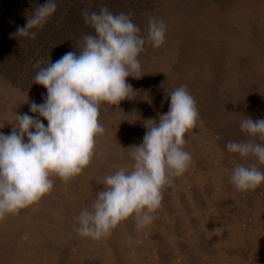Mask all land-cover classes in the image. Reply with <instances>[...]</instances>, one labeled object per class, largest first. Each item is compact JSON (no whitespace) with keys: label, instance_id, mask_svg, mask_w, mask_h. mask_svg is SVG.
I'll return each mask as SVG.
<instances>
[{"label":"rangeland","instance_id":"obj_1","mask_svg":"<svg viewBox=\"0 0 264 264\" xmlns=\"http://www.w3.org/2000/svg\"><path fill=\"white\" fill-rule=\"evenodd\" d=\"M45 2L0 0L5 135L16 114L27 113L47 127L46 119L30 111L31 102L41 104L47 95L33 83V66L78 54L81 38L94 34L83 9L98 11L103 4L114 14L131 13L142 36L148 17H156L166 24V37L160 48L146 43L139 54L141 77L126 78L130 98L118 106L101 103L98 121L106 131L82 173L67 183L53 176L49 194L0 220V264H264V183L237 191L229 182L231 169L256 161L226 149L228 141L249 139L239 127L242 116L264 119V0H56L54 14L32 29L35 39L16 37L17 27ZM181 85L199 112L196 128L185 134L192 162L174 188L164 189L158 218L140 233L129 218L99 240L78 235L73 227L80 211L91 208L106 175L130 167L128 148L142 144L158 113L169 110L167 92Z\"/></svg>","mask_w":264,"mask_h":264},{"label":"clouds","instance_id":"obj_2","mask_svg":"<svg viewBox=\"0 0 264 264\" xmlns=\"http://www.w3.org/2000/svg\"><path fill=\"white\" fill-rule=\"evenodd\" d=\"M56 0H46L27 16L26 25L17 27L16 37L35 39L34 28H41L56 11ZM93 33L81 38L80 50L67 52L54 63L38 60L33 83L47 89L44 102H31L30 111L47 120L16 114L10 134L0 133V220L18 215L54 186L53 176L67 183L82 173L95 156L97 137L105 133L99 123L101 103L118 106L133 93L126 78H140L138 59L146 43L160 48L166 37V24L148 17L146 36L132 20L131 13H112L101 4L98 11L82 10ZM41 65H45L41 67ZM169 110L159 114V122L147 127L142 144L128 148L130 167L119 166L106 175L103 188L96 192L91 208H83L73 227L81 237L99 240L111 235L121 222L133 218L140 233L158 218L163 191L175 187L174 180L190 167L192 155L185 150V134L196 128L199 112L187 85L171 92ZM240 130L247 140L228 141L229 153L256 163H237L229 182L237 191L255 190L264 183V119L244 117ZM34 129V131H31ZM25 137L27 138L25 140ZM143 244L142 239L135 241Z\"/></svg>","mask_w":264,"mask_h":264}]
</instances>
